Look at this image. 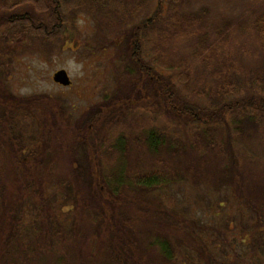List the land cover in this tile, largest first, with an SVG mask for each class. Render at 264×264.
I'll return each mask as SVG.
<instances>
[{"label":"trees","instance_id":"16d2710c","mask_svg":"<svg viewBox=\"0 0 264 264\" xmlns=\"http://www.w3.org/2000/svg\"><path fill=\"white\" fill-rule=\"evenodd\" d=\"M188 4L0 0V264H264V166L249 175L231 151L264 123V64L247 74L227 61L231 19L210 23ZM81 15L103 51L116 49L118 84L74 120L60 100L17 96L7 81L14 54L56 50ZM245 24L264 54V7ZM145 110L147 128L114 132ZM159 114L186 124L184 136ZM176 185L184 200L168 206Z\"/></svg>","mask_w":264,"mask_h":264},{"label":"rangeland","instance_id":"374dc122","mask_svg":"<svg viewBox=\"0 0 264 264\" xmlns=\"http://www.w3.org/2000/svg\"><path fill=\"white\" fill-rule=\"evenodd\" d=\"M156 3L157 1L143 11L136 22L153 14ZM263 7L264 0H189L187 8L190 11L209 10L207 19H210V23L223 18L231 19L232 35L227 42L221 44L220 53L227 61L241 66L245 73L252 74L258 71V66L264 64V54L256 37L249 33V27L245 23ZM98 31L95 21L90 16L81 15L65 32L66 40L61 41L56 50L51 48V51L47 53L35 48L22 54H14L8 68V87L20 97L51 96L53 99L60 100L61 104L73 113L74 120L80 118L90 108L101 103L106 94L113 93L118 84L114 67L115 63L119 62L117 51L111 47L103 51L102 44L97 39ZM107 37L106 44L118 38L113 33H109ZM174 48L176 49V44ZM62 69L66 70L71 77L70 87L60 86L53 81L54 74ZM190 74L192 75L191 86H201L204 80H207L204 67L197 60L191 61ZM174 82L182 95L195 97L192 89L183 85L178 77L174 79ZM192 100L196 101V98ZM202 100L206 105L211 103L208 97ZM153 113V111H142L140 116L123 121L118 128L114 129V132L127 130L130 127L135 130L137 122H139V128L141 125L147 128ZM164 119L173 133L184 136L186 124L167 119L160 114L156 124L161 126ZM231 151L238 153L240 164L249 171V175L256 174V170L264 166V123L256 134H249L244 139H236V144ZM191 180H188L189 183H186V186L189 184L192 190ZM180 189L178 185L173 187L174 198L172 194L168 201L165 200L168 206L173 205L175 199L184 200V193ZM198 196H201V193H198Z\"/></svg>","mask_w":264,"mask_h":264},{"label":"water","instance_id":"95a60500","mask_svg":"<svg viewBox=\"0 0 264 264\" xmlns=\"http://www.w3.org/2000/svg\"><path fill=\"white\" fill-rule=\"evenodd\" d=\"M53 81L56 84L62 85L63 87H69L72 85V80L69 73L62 69L57 71L53 76Z\"/></svg>","mask_w":264,"mask_h":264},{"label":"flooded vegetation","instance_id":"af4514ba","mask_svg":"<svg viewBox=\"0 0 264 264\" xmlns=\"http://www.w3.org/2000/svg\"><path fill=\"white\" fill-rule=\"evenodd\" d=\"M59 85V84H58ZM60 86H62V85H60Z\"/></svg>","mask_w":264,"mask_h":264}]
</instances>
